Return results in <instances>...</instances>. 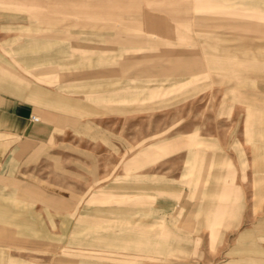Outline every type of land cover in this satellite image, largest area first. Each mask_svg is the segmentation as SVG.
Masks as SVG:
<instances>
[{"label":"rangeland","instance_id":"374dc122","mask_svg":"<svg viewBox=\"0 0 264 264\" xmlns=\"http://www.w3.org/2000/svg\"><path fill=\"white\" fill-rule=\"evenodd\" d=\"M0 92V264H264V0H0Z\"/></svg>","mask_w":264,"mask_h":264},{"label":"crops","instance_id":"0c3cea01","mask_svg":"<svg viewBox=\"0 0 264 264\" xmlns=\"http://www.w3.org/2000/svg\"><path fill=\"white\" fill-rule=\"evenodd\" d=\"M37 111L39 109L33 103L0 92V162L8 157L13 146L19 147L26 141L38 142L47 137V125L31 120ZM17 138L19 142L15 141Z\"/></svg>","mask_w":264,"mask_h":264},{"label":"built area","instance_id":"2783aa9c","mask_svg":"<svg viewBox=\"0 0 264 264\" xmlns=\"http://www.w3.org/2000/svg\"><path fill=\"white\" fill-rule=\"evenodd\" d=\"M31 120L34 121V122H37V121H39L40 119H39V117H37L36 115H33V116L31 117Z\"/></svg>","mask_w":264,"mask_h":264}]
</instances>
